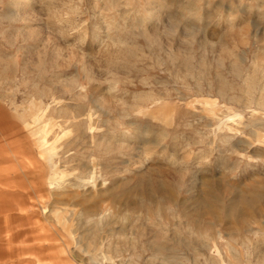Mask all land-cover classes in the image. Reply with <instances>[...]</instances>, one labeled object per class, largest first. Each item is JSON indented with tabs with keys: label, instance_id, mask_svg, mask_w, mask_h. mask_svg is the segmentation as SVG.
Masks as SVG:
<instances>
[{
	"label": "rangeland",
	"instance_id": "obj_1",
	"mask_svg": "<svg viewBox=\"0 0 264 264\" xmlns=\"http://www.w3.org/2000/svg\"><path fill=\"white\" fill-rule=\"evenodd\" d=\"M0 173V264H264V0H0Z\"/></svg>",
	"mask_w": 264,
	"mask_h": 264
},
{
	"label": "bare ground",
	"instance_id": "obj_2",
	"mask_svg": "<svg viewBox=\"0 0 264 264\" xmlns=\"http://www.w3.org/2000/svg\"><path fill=\"white\" fill-rule=\"evenodd\" d=\"M39 109H40V105L39 104L34 103V102H30L28 108L23 111V114L21 113L20 115L19 114H17V115L21 119H23L25 115H28L31 118V120H32V124H38V116L39 115L37 116V114H39L38 113L40 111ZM41 112H43V111H41ZM62 177H64L63 174H60L57 179H55V176H54V178H52V180L55 181L56 183H58V182H60ZM22 212H24V211H22ZM24 214H25V212L22 213V215H24ZM2 237L3 238L5 237V235L3 233H2ZM70 264H72V263H70Z\"/></svg>",
	"mask_w": 264,
	"mask_h": 264
},
{
	"label": "crops",
	"instance_id": "obj_3",
	"mask_svg": "<svg viewBox=\"0 0 264 264\" xmlns=\"http://www.w3.org/2000/svg\"><path fill=\"white\" fill-rule=\"evenodd\" d=\"M1 174V173H0ZM2 175H3V173H2ZM1 176V175H0ZM1 179H2V177H1ZM0 186H2V185H0Z\"/></svg>",
	"mask_w": 264,
	"mask_h": 264
}]
</instances>
